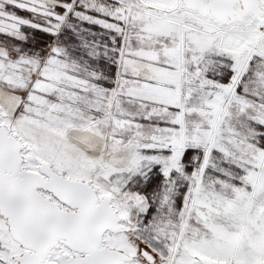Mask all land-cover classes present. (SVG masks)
Here are the masks:
<instances>
[{"label":"snow or ice","instance_id":"6c2138e0","mask_svg":"<svg viewBox=\"0 0 264 264\" xmlns=\"http://www.w3.org/2000/svg\"><path fill=\"white\" fill-rule=\"evenodd\" d=\"M0 264H264V0H0Z\"/></svg>","mask_w":264,"mask_h":264}]
</instances>
